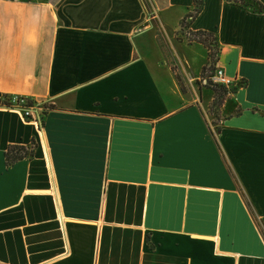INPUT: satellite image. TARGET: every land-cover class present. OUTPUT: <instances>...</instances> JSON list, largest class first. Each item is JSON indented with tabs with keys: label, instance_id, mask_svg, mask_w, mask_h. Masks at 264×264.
<instances>
[{
	"label": "crops",
	"instance_id": "obj_1",
	"mask_svg": "<svg viewBox=\"0 0 264 264\" xmlns=\"http://www.w3.org/2000/svg\"><path fill=\"white\" fill-rule=\"evenodd\" d=\"M193 7L0 0V96L47 108L0 110V264H264V12ZM191 32L243 83L217 118Z\"/></svg>",
	"mask_w": 264,
	"mask_h": 264
},
{
	"label": "trees",
	"instance_id": "obj_2",
	"mask_svg": "<svg viewBox=\"0 0 264 264\" xmlns=\"http://www.w3.org/2000/svg\"><path fill=\"white\" fill-rule=\"evenodd\" d=\"M205 0H193L194 7L193 9L185 16V18L181 22V27L184 30L188 25L201 13ZM234 2L241 3L244 6H249L250 3L257 5L259 7V12H264V7L260 5L257 0H230ZM189 43H199L202 44L208 51V61L207 65L203 68L202 76L206 77L214 72L217 64L219 50L216 48V44L214 43V36L211 33L207 32H196V33H188L185 35ZM209 89L216 95L215 99L211 104V115L214 117H218L219 110L223 104V99L229 93L223 87H209ZM221 93H220V92ZM32 156V152H28V150L24 147L20 146H11L7 149L5 157L7 166H12L18 161H21L27 157Z\"/></svg>",
	"mask_w": 264,
	"mask_h": 264
},
{
	"label": "built area",
	"instance_id": "obj_3",
	"mask_svg": "<svg viewBox=\"0 0 264 264\" xmlns=\"http://www.w3.org/2000/svg\"><path fill=\"white\" fill-rule=\"evenodd\" d=\"M201 82L206 87H223L233 94L238 88L243 86L242 80L230 78L224 70L215 68L214 72L206 77H202ZM46 106L33 101L27 96L2 95L0 96V110L14 112L21 116L24 122L33 124L41 138L44 136ZM212 130L216 131L214 123Z\"/></svg>",
	"mask_w": 264,
	"mask_h": 264
},
{
	"label": "rangeland",
	"instance_id": "obj_4",
	"mask_svg": "<svg viewBox=\"0 0 264 264\" xmlns=\"http://www.w3.org/2000/svg\"><path fill=\"white\" fill-rule=\"evenodd\" d=\"M220 92V91H219ZM221 93V92H220ZM204 97H205V100H208L210 97H211V91H208L206 90L205 93H204ZM216 95L214 94L213 98L215 99ZM228 96L224 97L223 99V102L224 100L227 99ZM211 109V108H210ZM211 112L213 113V110L211 109Z\"/></svg>",
	"mask_w": 264,
	"mask_h": 264
}]
</instances>
